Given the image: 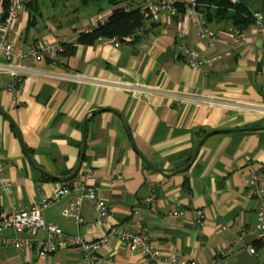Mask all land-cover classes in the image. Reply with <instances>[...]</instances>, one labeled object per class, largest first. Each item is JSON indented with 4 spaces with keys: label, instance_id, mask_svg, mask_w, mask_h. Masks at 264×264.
Masks as SVG:
<instances>
[{
    "label": "crops",
    "instance_id": "0c3cea01",
    "mask_svg": "<svg viewBox=\"0 0 264 264\" xmlns=\"http://www.w3.org/2000/svg\"><path fill=\"white\" fill-rule=\"evenodd\" d=\"M99 1L27 0L11 27L16 50L43 37L64 38L75 50L26 64L27 82L19 93L6 92L9 80L0 77V158L11 188L9 198L0 193V211L49 196L70 181L54 177L67 178L78 169L72 179L85 174L98 189L109 210L106 224H95L94 209L85 200L82 222L65 220L64 207L78 197L69 192L43 212L46 225L91 242L109 226L132 230L140 216L152 245L166 257L207 263L221 252L217 264H264V246L255 243V255L245 249L256 204L244 194L248 178L264 173V33L247 27L233 39L225 33L230 22L203 19L217 37L210 50L193 36L185 4L177 16L161 14L146 23L134 46L76 43L86 23L106 20L115 8H141L157 0H117L115 7L107 1L100 12L88 8ZM261 1L250 9L260 11ZM186 22L188 36L176 38V26ZM186 49L218 60L188 69L181 59ZM149 196L154 212L140 203ZM198 210L202 227L195 223ZM2 236L39 241L45 234ZM141 259L115 241L94 255L96 264ZM0 264L83 262L74 248L39 259L34 249L0 247Z\"/></svg>",
    "mask_w": 264,
    "mask_h": 264
},
{
    "label": "built area",
    "instance_id": "2783aa9c",
    "mask_svg": "<svg viewBox=\"0 0 264 264\" xmlns=\"http://www.w3.org/2000/svg\"><path fill=\"white\" fill-rule=\"evenodd\" d=\"M27 0H9L6 11H0V77H7L9 82L5 85V91L8 93H19L27 82L26 64H38L44 59L54 61L57 56L63 52V45L67 44L65 39L56 40L43 37L31 44L23 45L21 49H15V36L12 34L11 27L18 20L23 11ZM180 0H158L147 3L141 7L140 13L145 18L157 20L161 14H167L169 17L177 16L176 5ZM186 19L191 20L193 24V36L196 40L204 42L208 49H213L217 37L216 33L204 27L201 13L196 9L195 0H187L186 10L184 12ZM251 23L248 26L252 30L264 33V14L260 11H253ZM106 20L96 19L86 23L80 29V33L89 34L98 26L103 25ZM189 25L181 23L176 26L175 36L184 40L188 36ZM229 37L237 39L242 31L235 27L227 28L225 32ZM131 38H124L123 42L117 39L97 38V42H105L114 48H119L123 44L129 43ZM182 63L191 70L200 69L202 66L210 67L218 60V56H203L193 49H186L181 57ZM264 93V87L262 89ZM140 93V92H138ZM119 177L116 178L118 180ZM69 192H77L78 197L73 204H68L62 211V217L65 220L79 225L82 222L80 215V204L82 201H88L95 212V224H106L109 216V210L101 198L98 189L89 183L85 174H81L75 179L64 183L62 186L51 191L49 196L40 198L31 205L15 207L10 206L7 210L0 211V247L13 248L15 250L30 251L34 249L39 259H46L62 248L77 249L82 255L83 264H96L94 255L99 249L106 245L108 241H115L126 247L129 252H139L142 256L139 264H217L218 260L224 256L220 252L219 257L207 263H199L192 260H185L179 257H166L161 254L152 245L147 228L143 224L142 218L134 225L132 230H125L116 226H109L106 233L95 241L87 242L80 236H68L64 234L56 225L43 222V212L52 204L57 203ZM0 193L6 198L10 197L11 188L9 183L3 178V160L0 158ZM245 197L254 200L255 224L245 232L248 235L245 249L248 254L255 255L253 245L258 243L264 246V173L258 172L248 178L244 191ZM149 207L154 212L155 199L149 196L140 202ZM139 211H135L138 214ZM181 214V213H180ZM178 214V215H180ZM195 223L198 227L204 225L201 211H196ZM11 231L15 234L28 232L35 236L41 231L45 234L42 240L16 239L2 236V233Z\"/></svg>",
    "mask_w": 264,
    "mask_h": 264
},
{
    "label": "trees",
    "instance_id": "16d2710c",
    "mask_svg": "<svg viewBox=\"0 0 264 264\" xmlns=\"http://www.w3.org/2000/svg\"><path fill=\"white\" fill-rule=\"evenodd\" d=\"M113 7L116 6L117 0H108ZM196 9L201 13L202 20L220 22H230L231 25L242 31L251 23L253 9L247 8L233 0H195ZM2 11H6L9 0H0ZM186 3L176 5L177 10L185 6ZM140 8L127 10L124 7L115 8L103 25L98 26L89 34L79 33L77 35L78 44L91 45L97 38L112 39L123 42L124 38H131L127 44L135 45L141 41L145 33L146 23L152 21L151 18H145L140 13ZM182 12L184 11L181 9ZM186 10V9H185ZM75 47L73 44H64L63 52L60 55L71 56L74 54Z\"/></svg>",
    "mask_w": 264,
    "mask_h": 264
},
{
    "label": "water",
    "instance_id": "95a60500",
    "mask_svg": "<svg viewBox=\"0 0 264 264\" xmlns=\"http://www.w3.org/2000/svg\"><path fill=\"white\" fill-rule=\"evenodd\" d=\"M258 1L259 0H238L239 3H242L243 5L247 6L248 8H253V6L258 3ZM260 7H261L260 12L262 14H264V0H262L260 2ZM77 170L71 176H69L67 178H57V177H54L53 179H55V181H58V182H63V181L71 180L76 175Z\"/></svg>",
    "mask_w": 264,
    "mask_h": 264
},
{
    "label": "rangeland",
    "instance_id": "374dc122",
    "mask_svg": "<svg viewBox=\"0 0 264 264\" xmlns=\"http://www.w3.org/2000/svg\"><path fill=\"white\" fill-rule=\"evenodd\" d=\"M108 0H100L97 5L98 7L95 5V3L89 2V7L91 8L94 12H100V10H102L104 7V4H108L107 2ZM144 1H148V0H138L137 3H142ZM158 1V0H157ZM91 13V12H90ZM64 39V38H63Z\"/></svg>",
    "mask_w": 264,
    "mask_h": 264
}]
</instances>
